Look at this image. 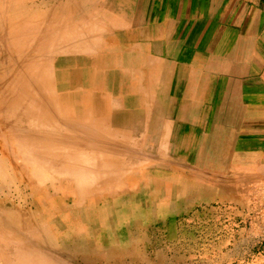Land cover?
<instances>
[{
	"label": "bare ground",
	"instance_id": "1",
	"mask_svg": "<svg viewBox=\"0 0 264 264\" xmlns=\"http://www.w3.org/2000/svg\"><path fill=\"white\" fill-rule=\"evenodd\" d=\"M71 6L73 8L74 5ZM71 8L54 11L44 17L38 15L32 19V24H27L25 21L24 26L10 27L11 34L20 35L22 33L21 36L27 34L23 33L24 31L37 29L40 32L39 29L44 27L49 29V36L46 40L44 39L45 33L37 35L38 42L35 46L46 47L49 49L48 54L42 53L45 48L42 52L36 49L29 51V53L37 54L36 61H30L28 59L30 56L25 59V54H16L13 47H5V49L0 47V222L4 221V215L8 213L13 215V219L9 220L12 222V228L17 227L34 241L42 235V232L44 235L49 233V238L55 243L66 241V235H53L52 232L56 231V228L67 226L81 232L82 238L86 236L93 242H99L103 233L99 231L93 236V234L82 231V227L90 224H93L95 228L106 225L107 222L104 220L109 219L107 210L98 207L103 199V201L111 200L107 204L119 202L123 211L126 207L133 209V203L135 206L147 208L154 205H165L166 210H170L173 205L181 201L195 203L204 195L194 179H189L179 173H168L170 167L154 166L144 161H131L133 164L129 162L125 164L123 158H116L118 154L114 152V149L102 145L91 149L88 141L83 143L85 139H76L72 137V133H68L72 128L77 127L88 137L89 134L96 137L97 141L100 138L111 139L119 141L122 148L130 146L134 149V147L142 146L147 111V101L141 100L139 95L130 96V91L127 96L128 111L124 112L118 102L113 100L111 102L107 94L97 93L93 91V87L86 89L85 83L89 81L90 73H86L84 68L97 66L100 63L97 61L98 58L82 57L80 75L86 79L84 81L80 80L75 73L77 66L72 67L69 61L62 59L61 55L53 51L59 46L71 47L72 50V47L84 48L83 43L76 44L77 46L71 43L68 35H73V32L69 30L74 27L87 29V33H95L102 27L96 19H94L96 22L85 23L87 27H84L83 22L74 26L73 20L70 19L72 17H70ZM59 16L65 17L59 20ZM81 19H86V17ZM54 35L57 36V40H62L61 45L59 41L55 42L56 40L53 45ZM100 39L99 36L98 40H92L88 44H96ZM30 43H32L31 39L24 40L21 43L22 49L30 46ZM47 58L51 62V68L45 64ZM119 58H123L122 66L128 69L126 66L128 56L120 54L118 58L113 56L107 58L112 63L108 67H117L116 61ZM121 62L119 60L120 64ZM126 69L122 74L129 76ZM59 130H63L64 133L59 135ZM165 135L167 132H163V139ZM164 141H160V146L164 149L171 148ZM46 180L48 182L45 183ZM112 182H117V184L108 189L103 188ZM44 183L47 189L44 188ZM55 185L65 193L60 198L56 195L57 191H54ZM211 193L207 192V195L210 196ZM100 198L103 199L100 200ZM14 204L21 208L29 205L30 210L33 209L34 218H30L31 225L25 226L26 216H30V212L15 209ZM93 206L98 208L90 213L88 209ZM127 212L131 215L132 210ZM74 219L79 222L74 224L72 222ZM149 220L154 222L153 217ZM35 223L41 231L38 227H32ZM108 223L111 224L112 221ZM9 227L6 226V230ZM160 227L158 224V228ZM34 229L37 233H34ZM15 237L11 236L9 230L7 232L0 230L1 263L41 264L37 262L40 256L34 254L35 249L31 250L24 245L21 239L25 238ZM88 248L85 252L87 257L82 260L84 264H89V257L97 260L99 257L108 256L105 249L89 246ZM33 256L37 261H32Z\"/></svg>",
	"mask_w": 264,
	"mask_h": 264
},
{
	"label": "crops",
	"instance_id": "2",
	"mask_svg": "<svg viewBox=\"0 0 264 264\" xmlns=\"http://www.w3.org/2000/svg\"><path fill=\"white\" fill-rule=\"evenodd\" d=\"M82 4L86 20L112 28L114 41L82 46L127 47L130 77L132 52L144 62L145 83L129 91L147 101L148 137L165 140L179 162L210 178H236L245 170L237 165L264 171V0Z\"/></svg>",
	"mask_w": 264,
	"mask_h": 264
},
{
	"label": "rangeland",
	"instance_id": "3",
	"mask_svg": "<svg viewBox=\"0 0 264 264\" xmlns=\"http://www.w3.org/2000/svg\"><path fill=\"white\" fill-rule=\"evenodd\" d=\"M73 1L74 3L70 4V0H0L1 49L13 47V51L16 54H25V59L30 56L28 59L33 62L37 60V54L35 52L29 53V51H35L36 49V51L41 50L42 52L43 48H45L42 53L44 55L48 54L49 49L46 47H35L38 42L36 38L39 33H45V40L48 38L49 29L47 27H44V30L39 29L40 32L37 29L27 32L22 31L23 33H27L23 36H21L22 33L20 35L11 34L9 29L17 25L24 26L23 24H26V22L27 24H32V19L38 15H43L44 17V15L51 14L54 11H63L67 7L71 8V5H76L71 8L72 10L70 9V17L72 16L70 19L73 20L74 26L80 25L82 22L83 24L96 22L95 20H82L81 18L86 17V12L82 11L84 6L82 0ZM86 7L85 2V9ZM80 11H82V14ZM73 16L74 18L76 17V20H74ZM64 17L59 16L58 19L61 18L62 20ZM84 27H87L86 24ZM69 32H73V35L67 34L70 36L69 38L73 45L81 43L87 45L92 40H96L99 33L102 43L114 42L112 28L104 27L95 31V33L86 34L87 29L82 30L80 27H74ZM30 39L32 40V43L29 44L30 46L22 49L21 43L24 40ZM20 40L23 41L21 42ZM45 40L44 42H46ZM54 41H59V44L62 42V40H57L56 35L53 36V45ZM18 43L20 47H18ZM72 48L73 50L71 47L62 48L59 46L55 47L53 51L61 55L62 59L65 58L69 61L72 67L77 66L75 73L80 80L84 81L86 79L80 75V61L82 57L90 56V58H98L97 61H100V63L97 66L84 68L86 73H90L89 81L85 83V86L87 85L86 89L93 87V91L107 94L111 102L112 100L118 102L120 107L124 109V112H127L129 107L127 96H129L130 86L138 81L140 84L145 83V72L143 68H139L141 65L144 66V62L136 60L137 53L132 52L131 55L133 58L131 64L133 72L130 77L122 74L126 69L122 66L123 58H119L122 61L121 64L117 60V67L114 66L113 68L108 67L112 63L107 59L112 56L118 58L119 54L121 56L129 55L130 52L127 50V47ZM32 53L34 54L32 55ZM45 64L51 68V62L48 58ZM126 70L128 72L129 68ZM112 74L113 76H111ZM78 78L76 80L79 82ZM44 104L46 106V103ZM58 132L59 135L64 133L63 130H59ZM68 133H72V137L76 139H85L83 143L88 141L91 149L93 147H100L101 145L114 149V152L118 154L116 158H123L125 164L127 162L133 164L131 161H144L154 166L170 167L168 173H179L189 179H194L199 190L204 195L195 203L181 201L179 204L173 205V208L170 210H166L165 205H154L147 208L140 207L139 205L135 206L133 203V209H127L126 207V210L123 211V207L119 202L107 204L111 200L106 199L103 201L104 199L100 198V200H103L99 202L98 207H103L107 210L109 216V219L104 220L107 222L106 225L99 226L98 228H95L93 224L82 227V231L93 234V236L99 231L103 233V237L99 242H93L92 239L86 236L82 238L81 232L67 226L60 229L56 228V231L52 232L53 235H66V241L55 243L49 238V233L44 235L43 232L38 238L39 240L34 241L31 237L18 230L17 227L15 229L12 228V222H9V220L13 219V215L9 213L4 215V221L0 222V230L3 229L6 232L9 230L12 237L21 236L25 238L26 240L21 239L24 245L28 246L31 250L35 249V251L33 250L34 254L40 256V260L38 261L33 256L34 259L32 261H37L41 264H84L82 260L87 257L85 252L88 251L89 246L90 248L105 249L108 255L106 258L99 257L97 260L89 257V264H264V171H260L261 165H237V170L242 171V168L245 170L233 173L236 178L230 180L214 179L210 178L207 173L196 171L192 165L179 162L175 147L169 149L162 148L160 142L156 138L151 139V137H148L149 134L145 130L142 146L134 147V149L130 146L122 148L121 143H118L119 141L116 142L111 139L100 138L97 141L96 137L94 138L90 134L88 137L87 134L82 133L77 127L72 128ZM81 135L86 136L84 138ZM88 138H91V140H88ZM31 174L33 175V173ZM227 182L231 183L234 187L227 189L225 186ZM45 183L43 186L47 189ZM115 184L117 182L108 183L103 188L108 189ZM53 188L54 191H57L56 195L58 198L65 194L62 189L57 188V185ZM207 192L212 193L208 196ZM212 194L215 195L212 196ZM13 206L15 209L19 208L20 211L30 212L31 215L26 216L25 222L27 223L25 226L31 225L32 220L30 218H34L33 209L31 208L30 210L29 205H26L25 208L18 207L17 204ZM98 207L93 206L88 210L90 213H93ZM128 210H132L131 215L127 212ZM152 217L154 222L149 220ZM146 219L148 220L146 221ZM108 221H112V225ZM72 222L76 224L79 221L74 219ZM158 224L159 227H163L158 228ZM33 225V228L38 227L41 231L36 223ZM6 226H10L11 228L9 227L6 230ZM34 230V233H37V230ZM28 262L30 263V260ZM0 264H2L1 261Z\"/></svg>",
	"mask_w": 264,
	"mask_h": 264
}]
</instances>
